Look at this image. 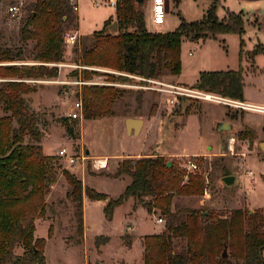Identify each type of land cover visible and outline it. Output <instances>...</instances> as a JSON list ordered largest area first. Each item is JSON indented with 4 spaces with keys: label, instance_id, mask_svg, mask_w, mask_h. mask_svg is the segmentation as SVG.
<instances>
[{
    "label": "rangeland",
    "instance_id": "rangeland-1",
    "mask_svg": "<svg viewBox=\"0 0 264 264\" xmlns=\"http://www.w3.org/2000/svg\"><path fill=\"white\" fill-rule=\"evenodd\" d=\"M12 1H0V34L3 36L0 48H23L24 52L26 50L24 61L29 62L31 60L27 57L32 45L28 43L27 48L20 43V21L8 13ZM14 1L16 5L20 4V0ZM26 1L29 10L35 0ZM95 1L101 6L95 7ZM106 1L79 0L80 32L83 36L102 31L111 15L115 14L108 22H118L116 8L114 12L113 7L105 4ZM145 1L141 11L145 15L146 28L161 31L176 30L183 21H201L211 6L208 0H172L165 23L154 26L150 2L148 0L145 4ZM221 1L217 10L219 19L224 20L226 11L239 14L243 17L245 32L242 35L219 34L214 38L193 41L185 39L181 47L182 82L192 88V84L195 85L204 72L241 69L245 102L242 104L264 108V0ZM71 30L77 31L76 28ZM109 30L112 32L111 28ZM81 39L82 51H79L80 47H71L66 59L73 67L66 68V71L59 70L58 78L47 80L57 83L49 85L54 98L47 101L48 109L40 106L36 111L37 104L32 101L31 93L23 95L29 111L40 118L37 126L44 135L41 144L47 139L44 142L45 151L59 158L58 181L46 197L45 218L36 221V238L47 239L44 247L47 264H138L139 259L144 264L143 238L161 234L166 228V219L158 211L150 214L137 201L134 206L132 198L115 208L111 220L107 219L105 208L108 202L117 200L131 183L128 176L114 178L119 162L142 159L147 154L168 153L172 156L160 157L183 170L187 168V161L193 159L198 169L192 173L200 174L207 180L203 197L176 198L177 207L207 210L215 217H228L236 210H260L264 214V148L260 147L264 143V110H245L236 107L232 100L209 93L216 99L173 98L175 105H170L169 99L161 93L138 89L142 82L135 77L110 71L106 67H100L97 72L79 69L74 63L81 59L85 47L94 44L87 41L89 38ZM190 51H193V56L189 55ZM80 80L88 81L89 85L79 86L77 81ZM159 81L172 83L169 78ZM90 86L119 91L112 105L114 115L96 120L82 118L75 123L69 117L70 110L77 101V94L83 98L84 88ZM5 115L0 105V117ZM125 118L146 120L149 125L140 136H128ZM223 118L236 125V129L217 133L215 123ZM13 126L16 127V124ZM248 127L255 130L257 135L252 145L239 139L240 133ZM67 128L74 131V137L67 134ZM25 143L33 141L26 137ZM61 149H66L69 156L75 157V164L59 157ZM138 154L142 156L126 157ZM96 156H110L106 169L94 168ZM82 157L85 161L80 159ZM221 157L223 161L219 160ZM216 162H219L217 170L215 166H209ZM221 164L227 167L230 176L236 177L231 187L222 182ZM64 170L79 177L84 186L106 197V201H91L84 196L83 236L77 233L72 203L66 197L68 185L62 175ZM250 172L252 175H249ZM159 218H163L162 223L157 222ZM50 226H53L52 237H48ZM107 237L109 242L99 245ZM224 250H221L222 254ZM226 250L228 257L230 250L228 247ZM23 252L21 247L15 249L17 255Z\"/></svg>",
    "mask_w": 264,
    "mask_h": 264
},
{
    "label": "trees",
    "instance_id": "trees-1",
    "mask_svg": "<svg viewBox=\"0 0 264 264\" xmlns=\"http://www.w3.org/2000/svg\"><path fill=\"white\" fill-rule=\"evenodd\" d=\"M20 2H23L20 43L27 48L31 43L27 58L34 65L0 66V78L21 80L0 82V105L6 114L0 117V264H47L44 255L47 239L36 238V221L45 218L46 197L58 181L59 158L44 154L41 146L44 135L37 126L40 118L29 111L23 95L34 92V85L25 81L58 78L57 64L64 61V37L74 31L71 29H78L79 19L71 0H35L29 10L26 0ZM15 4L13 0L10 5ZM220 5V0H211L210 9L201 21H183L174 32L151 33L147 31L145 15L136 0H117L116 31L111 32L112 25L107 22L102 31L94 33V44L84 48L82 63L149 80L178 77L185 39L193 41L245 32L241 15L226 11L224 20L219 19ZM2 38L0 34V40ZM25 52L17 47L0 48V64L26 62ZM243 81L241 69L204 72L193 88L245 103ZM118 94L113 88L85 87L83 118L96 120L113 116L112 105ZM67 134L75 136L69 128ZM256 136L255 130L248 127L240 133L239 139L252 145ZM26 137L33 143H25ZM218 163L209 166L217 170ZM221 166L222 177L230 176L227 167ZM62 175L68 185L66 197L72 203L77 233L83 236L84 196L91 201H106V197L84 186L82 180L68 170ZM122 176L130 177L131 183L117 200L107 203V219H112L116 207L133 198L145 204L150 214L158 211L167 221L161 234L143 238L144 264H264L262 211L236 210L228 217H215L207 210L177 207L176 198L203 197L207 180L162 157L123 160L114 178ZM52 235L53 226H50L48 237ZM107 241L106 238L99 245ZM17 247L23 249L22 255L15 254ZM227 247L230 254L224 258L221 250Z\"/></svg>",
    "mask_w": 264,
    "mask_h": 264
},
{
    "label": "built area",
    "instance_id": "built-area-1",
    "mask_svg": "<svg viewBox=\"0 0 264 264\" xmlns=\"http://www.w3.org/2000/svg\"><path fill=\"white\" fill-rule=\"evenodd\" d=\"M107 3L109 6H111L113 8H116V6H117V0H108ZM22 4H23V2H20L19 5L15 4V5H10L8 7V13L14 19L20 20V8H21ZM71 4L73 5L74 11L78 12V10H79L78 0H71ZM93 5L95 7L100 6L96 1L93 2ZM167 11H168L167 0H152V7H151L152 24L154 26L163 25L165 23V17H166ZM79 43H80V37L76 31L75 32L69 31L64 37L65 48L75 47ZM194 50H196V49L194 48ZM189 55L193 56V51H190ZM135 78L142 82V84L138 86V89L145 90V91L159 92L163 96H166L169 99L170 105H175L176 101L173 98L177 99V98L189 97V98H195V99L206 100V101H213L216 99L214 96H211L205 92H201L195 88L183 87V86H178V85H171V84L161 82L159 80H149V79H144L141 77H135ZM63 83L64 84H70L71 82H63ZM77 84L79 86H84L87 83L80 80V81H77ZM229 101H231V100H229ZM232 102H234L236 107H240V108H243L245 110H253V111H257V112H263V110H264V108H260V107L253 106V105L250 106V105L242 104L240 102H235V101H232ZM227 104H229V103H227ZM83 107L84 106H83L82 98H81L80 94H77V101L73 104V106L70 110L69 117L73 120L82 119L83 118ZM59 157L60 158H66L70 164H75V157L69 156L66 149H62L59 152ZM80 159L82 161H85L84 157H82ZM107 166H108L107 158H97L94 161V168L96 170L106 169ZM186 166H187L186 171L188 173L196 172L198 169V166L193 159L188 160ZM249 175H252V172H250ZM157 222L162 223L163 219L159 218L157 220Z\"/></svg>",
    "mask_w": 264,
    "mask_h": 264
},
{
    "label": "crops",
    "instance_id": "crops-1",
    "mask_svg": "<svg viewBox=\"0 0 264 264\" xmlns=\"http://www.w3.org/2000/svg\"><path fill=\"white\" fill-rule=\"evenodd\" d=\"M171 1L172 0H167V8H168V11H167V13L168 12H170V4H171ZM209 2H211V0H208ZM108 1H106V5H108V3H107ZM149 2H150V12H151V7H152V0H149ZM78 3H79V0H78ZM148 3V0H146L145 1V4H147ZM103 4H104V2H103ZM221 4H222V1H221ZM100 6H101V4H100ZM141 6V5H140ZM114 12H115V8H114ZM77 15H78V19H79V10H78V12H77ZM115 16V14L114 15H111L110 17H109V19L107 20V21H105V24L112 18V17H114ZM151 21H152V18H151ZM114 23H116V29H117V22H113V24ZM113 24H111L112 26H113ZM153 25V24H152ZM112 26H110L109 28H111L112 29V31H116V30H114L113 29V27ZM104 27H105V25H104ZM147 31L148 32H151V33H169V32H174L175 31V29H169V30H165V31H161V30H158V29H147ZM77 33H78V35H79V37H80V43L78 44V45H76L75 47H73V48H76V47H80L81 46V44H82V39H81V37H84V38H89L87 41H92V37H93V35H94V33L91 35V36H83L82 34H81V32H80V21H78V29H77V31H76ZM96 33V32H95ZM87 41H86V43H87ZM191 41V40H190ZM85 43V44H86ZM70 49H71V47H68L67 49L65 48V51H64V56H63V63H61V64H57V67L59 68V70H61V71H63V69H64V71H66V68H69V67H73V65L72 64H70V63H68L67 61H66V59H67V57H68V55H70V53H69V51H70ZM66 50H68V51H66ZM79 51H82L81 50V47L79 48ZM83 56V55H82ZM79 64V65H78ZM23 65H34L33 63H31V62H15V63H2V64H0V66H3V67H7V66H23ZM74 65H76V66H79L78 68L79 69H83L84 71H99V69H100V67H97V66H89V65H85V64H83L82 63V57H81V59L80 60H78L77 61V63L75 64L74 63ZM102 68V67H101ZM108 70H110V71H114V69H110V68H108ZM115 72H116V70H115ZM119 72V71H118ZM121 74H125V73H122L121 72ZM126 76H131V75H128V74H125ZM132 77H134V76H132ZM165 78H169V80H171L172 81V83H170L171 85L173 84V85H178V86H183V87H187V83H185V82H182V79H181V75L180 76H178V77H173V76H167V77H165ZM198 80V79H197ZM21 80H16V79H2V78H0V82H20ZM25 82H27V83H30V84H32V85H34V86H38V87H36L37 88V90L36 91H34V92H32L30 95H31V99H32V101L33 102H35L36 104H37V108H35V110L36 111H39V107L40 106H43V109H48V100H50L51 98H54V96L52 95V91H50V89H51V87L49 86V85H51V84H55L56 82H52V81H34V80H30V81H25ZM84 82H86L87 84L86 85H89V82L88 81H84ZM197 82V81H196ZM195 83V82H194ZM57 84V83H56ZM86 85H84V86H86ZM192 86H194V84H192ZM193 88V87H192ZM55 97H59L58 95H56ZM41 102V103H40ZM40 103V104H39ZM247 104H249V103H247ZM251 105V104H250ZM254 106V105H253ZM128 119H131V118H125V120H124V125H125V123H126V120H128ZM132 119H134V118H132ZM143 121V127H142V129H141V131L139 132V136L144 132V130H145V128L146 127H148V125H149V121H146V120H142ZM219 122H226V123H230V121H228V120H224V118L223 119H219L216 123H215V130H216V125H217V123H219ZM123 124V123H122ZM159 124V123H158ZM231 124V123H230ZM155 125H157V124H155ZM159 126V125H158ZM235 127H234V129H236V125H234ZM217 132V131H216ZM217 133H219V132H217ZM222 133V132H221ZM128 134V133H127ZM128 136H134L133 134H131V135H129L128 134ZM47 140V139H46ZM45 140V141H46ZM44 141V142H45ZM44 142L41 144V146H42V148H43V152H44V154L45 155H47V156H53L54 155V153L52 154V153H47L46 151H45V148H44ZM62 150V149H61ZM60 150V151H61ZM59 151V152H60ZM166 155H168V156H172V155H169L168 153L167 154H165V153H156V155H153V154H147V155H143V157L144 158H146V157H160V156H166ZM140 157V156H142V155H140V154H138V155H130V156H126V157H128V158H136V157ZM195 156H197V155H195ZM96 157H98V158H108V159H110L109 157L110 156H96ZM133 199V198H132ZM134 200V199H133ZM144 205V204H143ZM142 205V207L145 209V207ZM134 206H135V200H134ZM84 234H85V230H84ZM153 235V234H152ZM144 236V235H143ZM148 236V235H147ZM107 239H108V241H107V243L109 242V237H107ZM106 243V244H107ZM139 243V242H138ZM129 247L131 246V245H128ZM143 246V245H142ZM139 247L141 248V245H140V243H139ZM139 248V249H140ZM143 254V253H142ZM141 255V254H140ZM143 264V262H142V260H141V262H140V259H139V261H138V264Z\"/></svg>",
    "mask_w": 264,
    "mask_h": 264
},
{
    "label": "water",
    "instance_id": "water-1",
    "mask_svg": "<svg viewBox=\"0 0 264 264\" xmlns=\"http://www.w3.org/2000/svg\"><path fill=\"white\" fill-rule=\"evenodd\" d=\"M139 5H142L144 0H136ZM250 1V0H247ZM113 29L116 30V23L113 24ZM126 130L129 135L133 134L134 136L138 135L139 132L141 131L143 127V121L141 119H128L126 120ZM234 125L226 122H219L216 125V131L221 133V132H231L234 130ZM261 148H264V143L260 144ZM236 177L235 176H227L222 178V182L227 186L231 187L235 184ZM145 207V204L143 205ZM223 257H227V250L225 248L223 252Z\"/></svg>",
    "mask_w": 264,
    "mask_h": 264
}]
</instances>
